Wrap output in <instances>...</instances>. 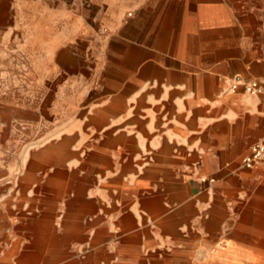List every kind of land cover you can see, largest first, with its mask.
<instances>
[{"label": "crops", "instance_id": "crops-1", "mask_svg": "<svg viewBox=\"0 0 264 264\" xmlns=\"http://www.w3.org/2000/svg\"><path fill=\"white\" fill-rule=\"evenodd\" d=\"M121 1L140 37L123 75L0 104V264H223L254 229L264 242V166L241 165L264 140V94L230 90L264 82V0ZM4 111L66 118L18 156Z\"/></svg>", "mask_w": 264, "mask_h": 264}, {"label": "rangeland", "instance_id": "rangeland-1", "mask_svg": "<svg viewBox=\"0 0 264 264\" xmlns=\"http://www.w3.org/2000/svg\"><path fill=\"white\" fill-rule=\"evenodd\" d=\"M132 10L121 0H0V104L41 107L59 87L65 98H72L71 85L63 79L77 75L91 81L123 75L124 47L129 41L136 47L140 43L138 30L124 35V23L135 17L129 16ZM71 52L83 65L81 70L74 71L57 59ZM1 116L9 128L4 145L5 140L16 142L18 156L44 142H56L61 134L57 123L66 118L6 111ZM257 235L254 229V243L227 244L223 264H264V254L249 258L254 251L264 253V242H255Z\"/></svg>", "mask_w": 264, "mask_h": 264}, {"label": "built area", "instance_id": "built-area-1", "mask_svg": "<svg viewBox=\"0 0 264 264\" xmlns=\"http://www.w3.org/2000/svg\"><path fill=\"white\" fill-rule=\"evenodd\" d=\"M129 16H133V13H129ZM241 87L250 94H264V82L259 80L235 79L231 81L230 90L235 91ZM241 165L245 168H253L257 165L264 166V140L253 143L250 153L242 158ZM202 181L213 183L215 179L203 178Z\"/></svg>", "mask_w": 264, "mask_h": 264}]
</instances>
